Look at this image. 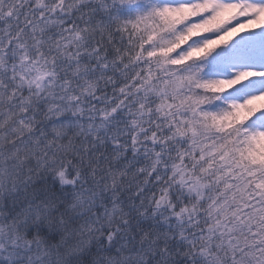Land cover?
Returning <instances> with one entry per match:
<instances>
[{"label":"snow or ice","instance_id":"snow-or-ice-1","mask_svg":"<svg viewBox=\"0 0 264 264\" xmlns=\"http://www.w3.org/2000/svg\"><path fill=\"white\" fill-rule=\"evenodd\" d=\"M0 264H264V0H0Z\"/></svg>","mask_w":264,"mask_h":264}]
</instances>
